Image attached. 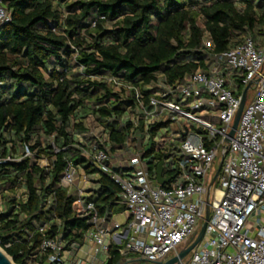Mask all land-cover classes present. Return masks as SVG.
<instances>
[{
	"label": "trees",
	"instance_id": "trees-1",
	"mask_svg": "<svg viewBox=\"0 0 264 264\" xmlns=\"http://www.w3.org/2000/svg\"><path fill=\"white\" fill-rule=\"evenodd\" d=\"M4 4L12 19L0 26V155L15 160L0 164V247L15 264H45L47 255L39 253L44 237L60 235L68 247L81 244L90 228L74 211V191L60 185L68 162L88 178L97 175L93 181L98 186L87 199L100 215L109 219L119 210L118 187L92 166L81 148L94 143L115 155L127 140L136 141L144 157L153 154L147 163L152 175L162 159L173 156L167 148L145 150L169 121L148 132L142 121L133 128L134 93L104 77L138 87L147 101L159 85L173 86L196 70H207L216 54L245 38H264V0ZM91 123L101 134L87 144L78 133L88 132ZM175 173L168 166L163 169L168 177ZM143 263L110 249L105 264Z\"/></svg>",
	"mask_w": 264,
	"mask_h": 264
},
{
	"label": "built area",
	"instance_id": "built-area-1",
	"mask_svg": "<svg viewBox=\"0 0 264 264\" xmlns=\"http://www.w3.org/2000/svg\"><path fill=\"white\" fill-rule=\"evenodd\" d=\"M4 2L0 0V26L12 19ZM215 58L207 70H196L182 82L177 81L176 86L159 85L161 89L147 101L138 87L114 76L104 77L116 88L134 93L133 128L142 121L143 130L148 132L156 123L169 121L150 139L156 149L160 148L156 144L165 140L158 133L167 131L175 117L195 128L180 127L175 132L181 138V156L177 158L176 173L170 177L177 179L166 187L156 182L136 141L125 142V149L117 155L124 157L122 161H113L116 155H109L95 144L81 148L92 166L118 187V201L124 206L126 219L110 221L100 215L95 203L87 199V175L77 179V168L68 162L60 185L74 191V211L87 219L90 228L81 244L73 242L68 247L60 235L44 237L39 253L47 255L45 264H105L110 249L125 260L133 256L143 264H163L194 242L206 205L209 218L202 237L174 264H264V41L247 37ZM236 81L242 86L239 92ZM249 82L251 87L234 136L226 142L241 93ZM250 89L254 92L248 102ZM24 149L25 156H29L28 147ZM58 151L54 146V152ZM218 155L221 167L209 190ZM13 160L0 155V164Z\"/></svg>",
	"mask_w": 264,
	"mask_h": 264
},
{
	"label": "rangeland",
	"instance_id": "rangeland-1",
	"mask_svg": "<svg viewBox=\"0 0 264 264\" xmlns=\"http://www.w3.org/2000/svg\"><path fill=\"white\" fill-rule=\"evenodd\" d=\"M261 42L264 41V38H262L260 40ZM235 73H239V71H235ZM236 84L238 85L237 81H236ZM242 90V86L241 85H238V88H237V91H241ZM253 92L254 90L253 89H250L249 90V93H248V102L251 101L252 97H253ZM172 99H174V97H172ZM216 126L218 127V123H215ZM180 127H187L189 129H194L195 126L189 122H186L183 118H180V117H175V119L170 123L169 127H168V130H161L158 135L159 136H164L165 137V140L161 143H158L156 145H159L160 148H167L170 150V152L173 154V156H170L169 158H167L166 160V166H173L175 169H177V158H179L181 156V150H180V144H181V138L179 135H177L175 132L180 129ZM89 131L86 132V133H78V137L85 143L89 144L92 137L94 138H100V134H101V130L99 127L95 126L94 123H91L90 126H89ZM202 136H205V131H202L201 133ZM94 143L92 144H89V145H93ZM154 149H156V147H154ZM152 153V152H151ZM120 153H116V158L113 160V161H122L124 159V157L122 155H120L119 157L117 155H119ZM153 154H150V156H145L144 157V160L147 161L149 160V158L152 156ZM127 158V157H126ZM219 159H220V155H218L216 161H215V164L217 165L218 162H219ZM43 163H45V160L42 161ZM84 173L81 171V170H78L77 169V175H76V178L79 179V177H81ZM92 178V179H91ZM97 175H92V177L88 178L89 179V182L85 184V187H89L91 185H93L94 183V179H97ZM177 179V176L172 179V181L170 182H173ZM169 182V183H170ZM216 185H217V181H216ZM117 219L119 221H121V219L119 217H117ZM0 249L2 251H4L1 247ZM5 252V251H4ZM8 258L12 261L11 257L9 255H7ZM137 258V257H136ZM130 259H134L133 256L130 257ZM13 262V261H12ZM13 264H15L13 262Z\"/></svg>",
	"mask_w": 264,
	"mask_h": 264
},
{
	"label": "water",
	"instance_id": "water-1",
	"mask_svg": "<svg viewBox=\"0 0 264 264\" xmlns=\"http://www.w3.org/2000/svg\"><path fill=\"white\" fill-rule=\"evenodd\" d=\"M177 85V83H175V86ZM251 87V82H249L245 88L243 89L242 93H241V100H240V103H239V107L237 109V112L234 116V119H233V122L231 124V128L228 132V135H227V138L225 139L226 142H229L230 139L234 136V133H235V130L237 128V125H238V122H239V119H240V116H241V113H242V110L244 108V105L246 103V98H247V92H248V89ZM152 145V140L149 141L148 145L146 146L145 150H148ZM221 160L219 161L218 165H217V168L215 170V173L214 175L212 176L211 178V181H210V184H209V190H210V187L212 186V184L215 182V179L219 173V170H220V167H221ZM164 164H165V159H162L158 164H157V167H156V170H155V179H156V182L160 185H164L168 180H169V177H163L162 176V173H163V168H164ZM208 195L209 193H207V197L208 198ZM208 199H206V202H207ZM208 218H209V206L206 205V211H205V217H204V221L202 223V226L200 228V231L197 235V237L195 238L194 242L188 247L186 248L185 250L181 251L178 256H174V257H171L170 259H168L166 262H164L163 264H174L175 262H177L178 260L184 258L186 256V254L192 249L195 247V245L198 243V241L200 240V238L202 237L203 233H204V229H205V226H206V222L208 221ZM0 264H13V262L8 258L6 252L2 251L0 249Z\"/></svg>",
	"mask_w": 264,
	"mask_h": 264
},
{
	"label": "crops",
	"instance_id": "crops-1",
	"mask_svg": "<svg viewBox=\"0 0 264 264\" xmlns=\"http://www.w3.org/2000/svg\"><path fill=\"white\" fill-rule=\"evenodd\" d=\"M166 177H168L167 175H164ZM172 178V176H171ZM170 179V177H169ZM172 179L168 180L166 183H169ZM165 183V184H166ZM98 184H95L93 183V185L89 186V187H85L87 193L89 192V195H91L93 193V190H95L97 188ZM115 206H116V209H119L117 212H114V213H110V217L108 220H117V217H119L121 219V221L119 222H123L125 219H126V212H125V209H124V206L122 203H120L118 200H116V203H115ZM81 254V253H79Z\"/></svg>",
	"mask_w": 264,
	"mask_h": 264
}]
</instances>
